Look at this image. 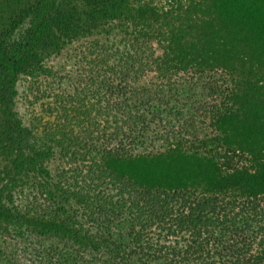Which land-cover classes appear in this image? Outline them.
<instances>
[{
    "label": "rangeland",
    "instance_id": "1",
    "mask_svg": "<svg viewBox=\"0 0 264 264\" xmlns=\"http://www.w3.org/2000/svg\"><path fill=\"white\" fill-rule=\"evenodd\" d=\"M121 1V17L97 30L88 34L66 32V36L58 29L57 44L48 39L47 44L53 46L40 45L36 58L29 59L14 79L16 119L30 131L26 144L46 154L42 173L29 169L16 174V182L25 184L16 185L12 201L29 215L46 220L70 217L79 227L89 228L94 225L89 223L93 221L91 207H82L74 199L64 203L63 195L75 199L82 195L104 197L105 204L126 203L128 188L109 177L95 178L102 152L120 143L121 153L131 154L133 159L117 166L118 172L138 177L161 173V177L180 183L187 178L194 180L190 175L198 173L197 161L183 156V152L165 155L173 148L172 143L185 149L196 139L216 135L240 142L260 139L262 128L255 117L264 115V0H212L222 36L232 49L228 54L232 61L222 59L220 64L186 69L160 65L158 57L163 51L158 36L149 32L150 26L144 25L145 18L139 12L146 5L166 6L175 0ZM67 2L59 0L65 10ZM34 3L0 0V52L24 41ZM237 96L253 110L254 122H236L237 110L241 113L240 102L234 100ZM214 146L210 149L220 153V161L227 167L247 166L242 157L249 156L242 145ZM159 153L167 159L151 163L150 157ZM2 159L0 168L5 164ZM61 182L70 191L56 192L58 203L53 205L41 189L52 190ZM221 197L226 201L208 206L205 212L204 228L209 237L222 228L234 231L236 226L257 249L264 239V195L242 198L240 191L228 190ZM180 202L176 199L174 207ZM14 230L0 225V241L9 245L12 264H49L52 252L48 248L57 244L63 247L62 240L49 235L33 233L24 240L17 226L12 237Z\"/></svg>",
    "mask_w": 264,
    "mask_h": 264
},
{
    "label": "trees",
    "instance_id": "2",
    "mask_svg": "<svg viewBox=\"0 0 264 264\" xmlns=\"http://www.w3.org/2000/svg\"><path fill=\"white\" fill-rule=\"evenodd\" d=\"M187 1L175 0L166 6L146 5L143 10H137L145 18L144 25L150 26L149 32L158 36L157 43L163 51L158 57L160 65L168 69H186L211 66L213 62L220 64L222 59L232 61L228 56L232 49L223 38L215 17V1ZM66 4L65 10L59 0H35L31 7L33 18L24 41L0 52V157L5 162L0 168V225L13 227L12 237L16 235L17 226V233L24 240L33 233L62 240V248L59 244L48 248L49 253L52 252L49 264H264V239L259 247L257 244V249H253L244 231L236 226L232 227L234 231L219 229L211 237L204 228L207 207L226 201L221 195L228 190L240 191L242 198L254 199L258 194L264 195V120L260 121L264 115L255 117V123L262 128L260 139L255 142H240L216 135L196 139L185 149L172 143L173 148L165 155L183 152V156L197 161L198 173L190 175L194 180L187 178L180 183H177L178 179L161 177V173L138 177L118 172L117 166L133 159L131 154L121 153V143L112 150L105 149L101 166L96 168V180L109 177L130 192L126 203L106 204L104 197L82 195L75 199L63 195L64 203L70 204L74 199L82 207H91L93 215L90 219L93 221L88 222L94 225L89 228L85 225L79 227L70 217L39 219L16 207L12 194L18 183L25 184L22 180L16 182V176L29 172V169L42 173L45 154L38 148L32 150L27 146L30 131L16 119L12 100L16 75L23 72L29 59L36 58L40 45L57 44L58 29L69 34L75 31L88 34L122 15L121 0H68ZM152 24L156 25L151 28ZM48 39L53 45L47 44ZM238 96L234 100L240 102L241 113L237 110L235 119L239 124H247L253 121V110L245 105L244 98ZM32 144L34 148L35 143ZM217 144L226 147L242 145L249 156V159L242 157L247 166L233 167L232 164L227 167L220 161V153L210 149ZM229 152L230 155L234 153ZM165 155H152L149 161L167 159ZM33 180L41 185L40 181ZM99 184L103 185L104 181ZM62 186L61 182L60 186L53 185L52 190L41 191L55 205L58 203L56 192L70 191L69 186ZM178 198L182 202L174 207L173 202ZM83 217L82 221H87V217ZM11 254L9 245L0 241V264H12Z\"/></svg>",
    "mask_w": 264,
    "mask_h": 264
}]
</instances>
